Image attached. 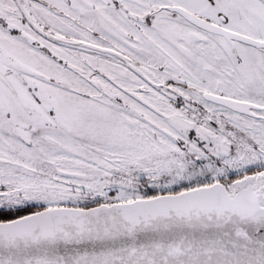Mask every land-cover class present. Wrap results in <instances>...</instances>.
Segmentation results:
<instances>
[{"label":"snow or ice","instance_id":"snow-or-ice-1","mask_svg":"<svg viewBox=\"0 0 264 264\" xmlns=\"http://www.w3.org/2000/svg\"><path fill=\"white\" fill-rule=\"evenodd\" d=\"M0 264H264V0H0Z\"/></svg>","mask_w":264,"mask_h":264}]
</instances>
